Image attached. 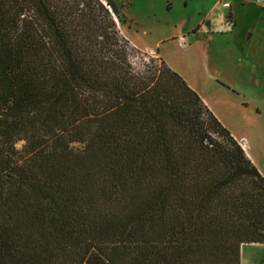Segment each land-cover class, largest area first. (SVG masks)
<instances>
[{"label": "trees", "instance_id": "1", "mask_svg": "<svg viewBox=\"0 0 264 264\" xmlns=\"http://www.w3.org/2000/svg\"><path fill=\"white\" fill-rule=\"evenodd\" d=\"M123 23L112 0H0V264L264 245V178L160 59L133 69Z\"/></svg>", "mask_w": 264, "mask_h": 264}, {"label": "rangeland", "instance_id": "2", "mask_svg": "<svg viewBox=\"0 0 264 264\" xmlns=\"http://www.w3.org/2000/svg\"><path fill=\"white\" fill-rule=\"evenodd\" d=\"M112 1L124 19L120 34L133 47V69L159 66L157 54L242 142L264 178V6L257 0H233V11L241 13L230 20L233 27L223 29L226 9L219 0ZM197 25L200 34H192ZM243 246L240 264H264V245Z\"/></svg>", "mask_w": 264, "mask_h": 264}, {"label": "crops", "instance_id": "3", "mask_svg": "<svg viewBox=\"0 0 264 264\" xmlns=\"http://www.w3.org/2000/svg\"><path fill=\"white\" fill-rule=\"evenodd\" d=\"M198 1H200V0H198ZM232 2H233V0H227L226 1V3L228 4V6H229V8L228 9H226L223 13H225V18H223L222 19V21H223V23H222V25H223V29H224V27H225V29H226V25H228V24H230L232 27H233V25H232V23L230 22V20L232 21V19H233V15L234 16H237L239 13H241V9H238V8H235L234 9V11H233V7H232ZM219 4V3H218ZM228 10V11H227ZM207 13H210L211 14V11L209 10ZM264 13V10H263V12H262V14ZM229 14L230 15V20H229V22H228V20H227V18H226V16ZM203 23V22H202ZM201 25H203V24H201ZM209 27V29H210V31L211 32H213V28L211 27V23L210 24H207ZM196 27V28H195ZM195 27H193L192 29H193V31L191 32L192 34H200L199 32L201 31V26H195ZM222 27V26H221ZM195 28V29H194ZM194 30H195V32H194ZM230 30H232L231 29V27H230V29H229V31ZM220 32V31H219ZM232 32V31H231ZM231 32H230V34H231ZM130 44V43H129ZM131 46V45H130ZM133 48V47H132ZM135 49V48H134ZM158 59H160L159 57H158V55L156 54L155 55ZM204 70V69H203ZM205 71V70H204ZM185 82V81H184ZM188 86V85H187ZM189 87V86H188ZM190 88V87H189ZM191 89V88H190ZM192 90V89H191ZM193 91V90H192ZM200 98V97H199ZM208 109V108H207ZM209 110V109H208ZM210 111V110H209ZM211 112V111H210ZM214 116V115H213ZM218 121V120H217ZM232 136V135H231ZM235 139V138H234ZM236 140V139H235ZM236 142L241 146V148L243 149V144H242V142L240 141V140H236ZM245 153V152H244ZM248 158V157H247ZM242 258V257H241Z\"/></svg>", "mask_w": 264, "mask_h": 264}, {"label": "built area", "instance_id": "4", "mask_svg": "<svg viewBox=\"0 0 264 264\" xmlns=\"http://www.w3.org/2000/svg\"><path fill=\"white\" fill-rule=\"evenodd\" d=\"M227 0H219V3H222V8L223 9H228L229 6L228 4L226 3ZM256 5L260 6V7H263L264 6V0H257L256 2Z\"/></svg>", "mask_w": 264, "mask_h": 264}]
</instances>
